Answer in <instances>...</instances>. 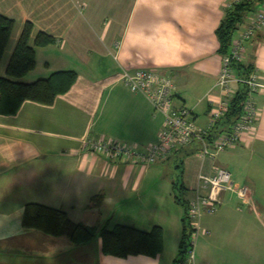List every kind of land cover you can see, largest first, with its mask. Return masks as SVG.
I'll return each mask as SVG.
<instances>
[{
  "label": "crops",
  "instance_id": "crops-1",
  "mask_svg": "<svg viewBox=\"0 0 264 264\" xmlns=\"http://www.w3.org/2000/svg\"><path fill=\"white\" fill-rule=\"evenodd\" d=\"M236 1L0 0V13L15 20L0 75L28 20L34 25L32 41L40 31L55 41L36 48V67L24 81L59 70L78 73L54 103L25 100L16 114L0 113V264H175L185 206L174 187L182 183L183 196L191 200L199 174L217 166L230 170L250 195L245 200L226 190L217 211L203 215L193 264H264V88L255 94L260 115L253 129L214 157L198 155L201 144L195 141L156 163L132 164L83 145L88 136L140 148L159 140L164 117L119 79L123 68H154L173 77L175 105L192 108L198 125L208 126L207 94L222 57L216 30ZM251 20L249 13L234 37ZM243 62L257 69L264 83V27L246 42ZM167 163L177 173H166ZM97 194L104 196L99 205L92 201ZM28 202L61 208L91 226L160 225L163 249L155 256L121 257L104 254L100 237L77 245L65 235H48L24 225Z\"/></svg>",
  "mask_w": 264,
  "mask_h": 264
},
{
  "label": "built area",
  "instance_id": "built-area-1",
  "mask_svg": "<svg viewBox=\"0 0 264 264\" xmlns=\"http://www.w3.org/2000/svg\"><path fill=\"white\" fill-rule=\"evenodd\" d=\"M262 27H264V2L252 12L250 24L234 37L229 52L221 57L218 76L211 90H218L220 93L217 96L211 91L207 94V99L212 104L208 126L198 125L192 108L175 105L178 88L173 77L154 68L134 70L123 68L119 72V79L133 91L145 95L155 112L163 115L164 125L160 130L159 140L145 148H140L116 140L88 136L83 140L84 147L104 153L115 161L153 164L195 141L201 144L197 153L202 158L214 157L219 152L236 146L253 129L260 115L255 94L264 88V83L255 68L245 76L238 75L235 63L244 61L246 42ZM243 84L248 88V95L240 118L229 128L219 130L221 118L228 111L231 99ZM202 189H207V193H202ZM226 190L235 191L245 200L250 195L249 187L237 185L232 172L225 167L217 166L211 174H199L196 195L188 204L187 215L192 228L190 248L180 264L194 263L196 242L203 229V215L217 211L222 203V193Z\"/></svg>",
  "mask_w": 264,
  "mask_h": 264
},
{
  "label": "trees",
  "instance_id": "trees-1",
  "mask_svg": "<svg viewBox=\"0 0 264 264\" xmlns=\"http://www.w3.org/2000/svg\"><path fill=\"white\" fill-rule=\"evenodd\" d=\"M263 2L264 0H238L226 9L224 18L216 30L220 41L218 51L221 55L229 52L234 34L244 22L246 15L254 12ZM14 26L13 18L0 13V64ZM33 29L32 21L28 20L9 60L6 74L0 75V113L2 114H16L25 100L52 104L58 95L67 92L72 87L78 77L75 70H59L33 82L24 81V77L36 67V48L47 46L55 41L54 36L44 31L38 32L32 41ZM235 67L242 76L254 69L253 66L246 65L244 62L235 63ZM247 95L248 88L243 84L231 99L229 109L221 118L219 126L229 128L240 118ZM174 190L176 200L185 206L182 240L175 260V264H180L190 248L192 228L187 215L189 200L183 196L182 183H176ZM103 198V194H97L92 201L95 205H99ZM23 223L26 227L41 230L48 235H65L77 245L100 237L101 250L108 255L126 257L132 254H147L155 256L163 249V228L160 225H155L150 230L122 223H116L114 226H109V224L91 226L74 221L61 208L37 202L26 204Z\"/></svg>",
  "mask_w": 264,
  "mask_h": 264
},
{
  "label": "rangeland",
  "instance_id": "rangeland-1",
  "mask_svg": "<svg viewBox=\"0 0 264 264\" xmlns=\"http://www.w3.org/2000/svg\"><path fill=\"white\" fill-rule=\"evenodd\" d=\"M165 168L166 173L170 174V173H177L176 167L171 166V164L169 165V163H167L166 165H162Z\"/></svg>",
  "mask_w": 264,
  "mask_h": 264
},
{
  "label": "clouds",
  "instance_id": "clouds-1",
  "mask_svg": "<svg viewBox=\"0 0 264 264\" xmlns=\"http://www.w3.org/2000/svg\"><path fill=\"white\" fill-rule=\"evenodd\" d=\"M183 54V49H181V52H180V55H182Z\"/></svg>",
  "mask_w": 264,
  "mask_h": 264
}]
</instances>
